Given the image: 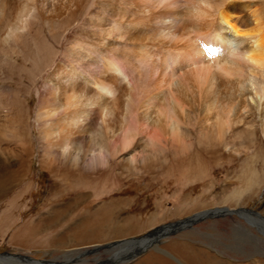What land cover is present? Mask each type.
I'll list each match as a JSON object with an SVG mask.
<instances>
[{"label":"bare ground","instance_id":"6f19581e","mask_svg":"<svg viewBox=\"0 0 264 264\" xmlns=\"http://www.w3.org/2000/svg\"><path fill=\"white\" fill-rule=\"evenodd\" d=\"M0 60L29 73L32 86L41 82L33 117L42 157L49 174L68 181L84 184L82 173L102 169L184 185L211 179L225 159L230 165L264 141V0H0ZM20 104L17 90L0 94V137L24 147L13 116ZM246 171L247 184L258 185L256 169ZM185 222L195 221L168 224L166 235ZM120 248L135 246L104 250ZM6 254L0 263L20 264Z\"/></svg>","mask_w":264,"mask_h":264},{"label":"rangeland","instance_id":"374dc122","mask_svg":"<svg viewBox=\"0 0 264 264\" xmlns=\"http://www.w3.org/2000/svg\"><path fill=\"white\" fill-rule=\"evenodd\" d=\"M27 75L19 66L12 68L0 60V94L17 90L21 104L13 113L18 120L15 127L27 143L21 147L10 137H0V254H27L52 263L107 264L125 251L110 249L108 254L106 245L191 218L194 223H182L171 231L186 229L152 245L159 250L151 246L124 263L109 264H188L181 253L209 257L211 264H264V220L254 219L264 217L263 140L247 156L233 157L230 165L225 159L223 168L214 167L211 179L202 178V182L164 184V177L143 178L135 172L114 179L102 169L83 171L84 184L68 181L65 174L47 172L48 162L42 157L45 144L33 117L34 88L41 82L34 87ZM253 153L256 158L250 156ZM248 165L256 169L258 185L247 184ZM56 167L71 170L64 161L58 160ZM222 207H249L254 212L245 219L202 214ZM200 215L206 219L198 221ZM81 251L89 253L74 262ZM67 254L71 257L66 258Z\"/></svg>","mask_w":264,"mask_h":264},{"label":"water","instance_id":"95a60500","mask_svg":"<svg viewBox=\"0 0 264 264\" xmlns=\"http://www.w3.org/2000/svg\"><path fill=\"white\" fill-rule=\"evenodd\" d=\"M220 210L226 214L232 213L236 210L244 211V212H251L252 211L250 208H245V207H243V208L237 207L235 209H227L225 207H222ZM204 216L206 217V214H204ZM187 223H190V222H187ZM177 227L175 229H177ZM163 228H166L165 232L162 231V228L157 227V228L150 229L148 232H146L145 234H142L140 236L130 237L129 239H125V240L120 239L118 241L113 242L115 244H121L123 242L133 243V245L135 246V249L133 251H131L130 253L122 254L118 257H115L116 259L111 260V261H107L105 263L109 264V263H118V262L125 261V260L131 258L133 255L141 254L142 252L147 250L152 245L158 244L160 241V238L164 237L169 230V228L167 226H164ZM162 232H163V234H162ZM124 250L125 249H121L120 251H124ZM6 255L10 256L12 258L18 259L19 261L25 262V263L37 262L36 264H69V263H64V262L63 263H59V262H53L52 263V262H47V261H44L41 259H39L38 261H34V259L32 257L28 256L27 254L22 255V254H18V253H14V254L7 253Z\"/></svg>","mask_w":264,"mask_h":264},{"label":"snow or ice","instance_id":"6c2138e0","mask_svg":"<svg viewBox=\"0 0 264 264\" xmlns=\"http://www.w3.org/2000/svg\"><path fill=\"white\" fill-rule=\"evenodd\" d=\"M208 51H209V52H213V51H215V50H214V49H208Z\"/></svg>","mask_w":264,"mask_h":264}]
</instances>
